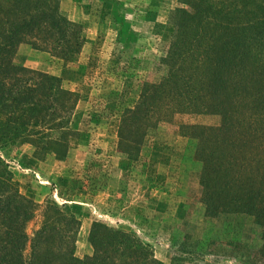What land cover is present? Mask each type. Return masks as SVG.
<instances>
[{
	"label": "rangeland",
	"instance_id": "obj_1",
	"mask_svg": "<svg viewBox=\"0 0 264 264\" xmlns=\"http://www.w3.org/2000/svg\"><path fill=\"white\" fill-rule=\"evenodd\" d=\"M58 1L85 38L74 60L37 38L36 46L19 44L13 62L62 78L76 95L56 115L31 119L27 141L0 150L20 193L35 204L27 233L40 227L50 204L78 221L80 258L92 253L89 231L100 222L134 233L161 264H264V231L252 215L208 214L196 141L179 132L184 123L219 124L218 102L206 114L176 113L149 127L134 160L117 147L121 114L135 105L141 84L164 71L159 60L181 0ZM253 197L264 205L263 195Z\"/></svg>",
	"mask_w": 264,
	"mask_h": 264
},
{
	"label": "trees",
	"instance_id": "obj_2",
	"mask_svg": "<svg viewBox=\"0 0 264 264\" xmlns=\"http://www.w3.org/2000/svg\"><path fill=\"white\" fill-rule=\"evenodd\" d=\"M181 2L159 60L164 71L143 82L135 105L121 114L117 147L134 160L149 127L176 113L206 114L218 102L219 124L179 126L181 136L196 141L200 199L211 216L252 215L264 231V205L253 197H264V0ZM74 25L58 0H0V150L27 141L31 119L49 110L56 115L76 95L62 78L15 64L16 48L40 38L72 61L85 40ZM66 149L61 144L57 152ZM34 206L0 154V264H161L134 233L100 222L89 231L92 253L76 256L78 221L55 205L46 206L29 235Z\"/></svg>",
	"mask_w": 264,
	"mask_h": 264
}]
</instances>
